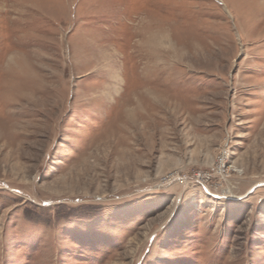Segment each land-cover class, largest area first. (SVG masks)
I'll list each match as a JSON object with an SVG mask.
<instances>
[{
    "label": "rangeland",
    "instance_id": "374dc122",
    "mask_svg": "<svg viewBox=\"0 0 264 264\" xmlns=\"http://www.w3.org/2000/svg\"><path fill=\"white\" fill-rule=\"evenodd\" d=\"M0 264H264V0H0Z\"/></svg>",
    "mask_w": 264,
    "mask_h": 264
},
{
    "label": "built area",
    "instance_id": "2783aa9c",
    "mask_svg": "<svg viewBox=\"0 0 264 264\" xmlns=\"http://www.w3.org/2000/svg\"><path fill=\"white\" fill-rule=\"evenodd\" d=\"M220 161L224 162L223 166H221V167H225V158H224L223 154H221V156H219V157L217 158L218 169H221V167L219 166ZM220 171H221V170H220Z\"/></svg>",
    "mask_w": 264,
    "mask_h": 264
},
{
    "label": "bare ground",
    "instance_id": "6f19581e",
    "mask_svg": "<svg viewBox=\"0 0 264 264\" xmlns=\"http://www.w3.org/2000/svg\"><path fill=\"white\" fill-rule=\"evenodd\" d=\"M223 163H224V162L220 161V164H219V166H220V167H221V166H223Z\"/></svg>",
    "mask_w": 264,
    "mask_h": 264
}]
</instances>
